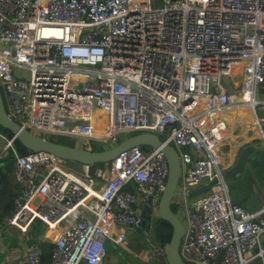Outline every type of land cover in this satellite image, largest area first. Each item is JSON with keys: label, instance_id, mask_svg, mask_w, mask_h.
Segmentation results:
<instances>
[{"label": "built area", "instance_id": "built-area-1", "mask_svg": "<svg viewBox=\"0 0 264 264\" xmlns=\"http://www.w3.org/2000/svg\"><path fill=\"white\" fill-rule=\"evenodd\" d=\"M0 91L9 117L43 138L92 150L156 134L178 157L182 261L264 264V204L251 213L233 203L223 178L238 147L264 142V0H0ZM242 106L252 135L222 145ZM0 139L1 156L12 139ZM64 165L45 152L15 156L0 236L40 223L52 245L45 264H105L107 242L127 250V231L139 228L131 205L158 201L167 161L134 147L94 170ZM149 247L167 264L165 246ZM20 264H43L40 251Z\"/></svg>", "mask_w": 264, "mask_h": 264}, {"label": "water", "instance_id": "water-1", "mask_svg": "<svg viewBox=\"0 0 264 264\" xmlns=\"http://www.w3.org/2000/svg\"><path fill=\"white\" fill-rule=\"evenodd\" d=\"M0 127L12 134V141L17 140L25 149L31 153L45 152L63 160L64 162L76 163L79 165L94 166L106 164L115 159L123 151L134 147H149L160 149L167 161V178L165 188L162 191L153 211L150 208L152 196H149L145 204H132L136 217L140 219L139 228L147 234L157 219L167 222L171 226V237L165 246V259L167 264H185L179 256V247L184 233V227L178 216L172 210L173 199L177 196L176 186L179 179V162L175 150L167 143L162 142L156 134L139 133L118 142L115 145L103 149L87 150L77 146H69L57 141L43 138L21 126L7 113L5 102L0 91ZM264 142L247 143L238 147V157L223 173L224 180L228 185L235 181L244 180V172L251 171L252 160L258 164V157ZM253 164V166L255 165ZM216 180L188 192V196L194 197L205 193L214 185ZM264 221V214L258 218ZM130 233V232H129Z\"/></svg>", "mask_w": 264, "mask_h": 264}, {"label": "crops", "instance_id": "crops-1", "mask_svg": "<svg viewBox=\"0 0 264 264\" xmlns=\"http://www.w3.org/2000/svg\"><path fill=\"white\" fill-rule=\"evenodd\" d=\"M233 111H235V110H233ZM237 111H238V114H235L236 118L234 117L232 119V116H233L231 114L232 111L229 113V115L227 117L231 123L235 120H238V118H239L240 122L242 124H245L242 128L236 127V128H232V130H231V126L233 124H231L227 120L225 114H223V117H225L226 120L228 121V131H229V136L226 138V140L224 142L226 145H229V147H233L234 143H237L239 141H244L252 135V131L250 128V125H252L251 118L245 116L243 110H237ZM2 144H3V140L0 139V147ZM231 149L232 148H230L229 150H231ZM5 154L6 153L2 154L1 156H4ZM255 160L254 159L252 160L253 164L255 163ZM255 165H259V164L255 163ZM5 187L7 190H9L13 194V198H12V205H13V200H14L15 195H16L13 188H15L17 186L14 182V178H13L11 173L7 177V182L5 184ZM229 196L232 200L230 190H229ZM232 202L237 204L240 201H233L232 200ZM263 204H264V202L259 207H257L255 209V211H251L250 208L248 206H246L245 204H244L245 206H243V208L245 210H247L248 212L253 213V212L259 211L262 208ZM4 217L5 216H3L2 219ZM139 231H141L140 228H138L134 231H132V230L127 231V237H128L127 241H128V243L132 242V244H133L132 250H129L130 252H128L129 257L125 258L124 254H122L120 252L119 248L114 246L112 249H116L119 251L120 258H115L112 261H109V259L106 258L105 264H132L135 261H139V264H157L153 259V255H152L151 251H149L148 256H146V254H144V253L140 254L139 252H137L138 242L136 239H138L137 235L139 236ZM43 233H44V226L40 223H34L31 226V228L28 230V232L25 234H21L20 232H18L17 230H15L12 227L4 226L1 230V236H0V264H20L23 261L25 254L29 248L35 247L40 251L42 246L51 245L49 242L45 241V239L43 238ZM148 233H151V232L149 231ZM107 243H108V245L112 246L111 242L110 243L107 242ZM134 256H136V260H134V258H132Z\"/></svg>", "mask_w": 264, "mask_h": 264}, {"label": "rangeland", "instance_id": "rangeland-1", "mask_svg": "<svg viewBox=\"0 0 264 264\" xmlns=\"http://www.w3.org/2000/svg\"><path fill=\"white\" fill-rule=\"evenodd\" d=\"M244 115L251 118V111L250 109L243 108ZM249 112V114H248ZM74 144V143H73ZM222 145H225V142H223ZM76 146V143L74 144ZM91 149H93L91 147ZM95 149H103L101 146H96ZM260 155L262 156L261 152ZM253 165V163H251ZM66 168L80 171V165L79 164H72V163H66L64 165ZM230 194L232 196L233 201H240L243 202L246 206L250 208L251 211H255L257 207H259L264 202V163H261L259 165H254L251 168V171H245L244 172V180L242 182L235 181L234 183L229 185ZM157 200V199H156ZM157 202L153 205L152 209L155 211ZM172 210L173 212L178 216L181 222H183V217L181 215V209L179 206L172 203ZM142 231V230H141ZM142 236H138L137 242V252L140 254H146L148 256L149 251H151V248L149 247V243L151 242V233L145 234L143 231L141 232ZM110 243V242H109ZM261 244L264 246V236L261 238ZM132 242L128 243L127 248L129 250H132ZM114 246L106 244V258L109 259V261H112L115 258H120V253L116 249H112ZM116 247V246H115ZM120 252L124 254V257H129L130 252L128 249H123L121 247H118ZM258 250L257 247L254 248V252ZM140 256V255H139ZM134 260H136V256L132 257ZM132 264H139V261H135Z\"/></svg>", "mask_w": 264, "mask_h": 264}, {"label": "trees", "instance_id": "trees-1", "mask_svg": "<svg viewBox=\"0 0 264 264\" xmlns=\"http://www.w3.org/2000/svg\"><path fill=\"white\" fill-rule=\"evenodd\" d=\"M0 134H2L5 139L11 140L12 134L6 130L0 127ZM132 136V135H129ZM129 136H123L119 138V142L128 138ZM51 140L57 141L58 143H62L69 146H74L73 142L66 138H50ZM92 150H96L95 146L92 147ZM31 152H29L27 149H25L17 140L12 141V148L9 149L4 156L0 157V220L3 216H6L12 207V198L13 194L6 189L5 184L7 182L8 175L13 170V161L15 156H24ZM71 163V162H66ZM76 164V163H72ZM102 164L90 166L91 170H94L95 168L101 167ZM241 205L242 207L245 206L244 203L239 202L237 203ZM142 231H139V235L142 236ZM151 242L153 244H157L159 246H164L166 243L169 242L171 237V226L162 220H155L153 222V225L151 227ZM52 246H42L40 249V258L41 262L43 264L47 263L49 261V255L51 251Z\"/></svg>", "mask_w": 264, "mask_h": 264}, {"label": "bare ground", "instance_id": "bare-ground-1", "mask_svg": "<svg viewBox=\"0 0 264 264\" xmlns=\"http://www.w3.org/2000/svg\"><path fill=\"white\" fill-rule=\"evenodd\" d=\"M237 88V87H236ZM237 110H243V106L240 108V109H236L235 111H232V119L235 117L236 118V115L235 114H238V111ZM249 113V112H248ZM119 232V231H118Z\"/></svg>", "mask_w": 264, "mask_h": 264}, {"label": "flooded vegetation", "instance_id": "flooded-vegetation-1", "mask_svg": "<svg viewBox=\"0 0 264 264\" xmlns=\"http://www.w3.org/2000/svg\"><path fill=\"white\" fill-rule=\"evenodd\" d=\"M264 163V159L261 157V155L259 154L258 157V164Z\"/></svg>", "mask_w": 264, "mask_h": 264}]
</instances>
